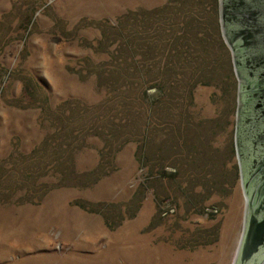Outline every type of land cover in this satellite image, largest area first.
<instances>
[{
	"label": "rangeland",
	"instance_id": "1",
	"mask_svg": "<svg viewBox=\"0 0 264 264\" xmlns=\"http://www.w3.org/2000/svg\"><path fill=\"white\" fill-rule=\"evenodd\" d=\"M192 3L0 0V264H235L247 210L239 77L233 97L214 62L181 106L179 63L159 73L158 9L183 31ZM163 152L179 179L151 163ZM186 176L196 186L180 195ZM167 202L177 211L164 216Z\"/></svg>",
	"mask_w": 264,
	"mask_h": 264
},
{
	"label": "water",
	"instance_id": "2",
	"mask_svg": "<svg viewBox=\"0 0 264 264\" xmlns=\"http://www.w3.org/2000/svg\"><path fill=\"white\" fill-rule=\"evenodd\" d=\"M224 37L240 78L236 146L247 195L246 222L235 264H252L264 247V205L255 214V192L264 180V0H220ZM258 173V174H257ZM261 262L260 264H262ZM259 264V263H258Z\"/></svg>",
	"mask_w": 264,
	"mask_h": 264
},
{
	"label": "trees",
	"instance_id": "3",
	"mask_svg": "<svg viewBox=\"0 0 264 264\" xmlns=\"http://www.w3.org/2000/svg\"><path fill=\"white\" fill-rule=\"evenodd\" d=\"M203 1L207 3L206 7L204 8L202 7ZM192 4H193L192 7H194V9L189 14L190 16L185 17L186 21H189V23L188 24L186 23V28L183 31H181V29L179 28H178L179 30H177V27L175 26L176 24L173 25L169 17L161 18V14L166 15V11H165L166 8H164L165 9L164 10L163 7H160L158 9V12L160 13L159 20L156 21L157 23H153L155 28L161 29V26H162L164 27V31L166 32L163 35L164 37L162 38L160 37L159 41H157L158 42L157 49L159 52L158 57L162 58L163 60L162 67H159V64H156L157 69L158 67L159 69L162 68V70H159V73L163 75H167L170 73L167 70H173V68L172 69L170 68L171 65L169 63L170 62L179 63L178 66H180V69L176 73L173 72L175 73V81L173 82V86H172L173 93H174L172 102H174L175 104L176 102L178 104L180 102L181 106L182 104H184L185 106L191 105V99L193 98V94L196 91L197 85L202 82V79L208 80L207 78V76L209 75L208 73L211 72L212 69L215 70L216 67L217 69L220 68L219 66L224 68L223 70H227L226 78H228V81L225 83V86H224L225 91L228 90L229 82H231V86L229 87V89L231 93H233V97H234L235 89H236V79L234 78V73H233V69L235 71L234 55H233L234 53H232L233 51L230 49L229 45L227 44L226 39L223 34L222 23H221L220 0H219V3L217 2V0H207V1L206 0H193ZM169 10L171 9L169 8ZM149 11L150 9L145 10V15L150 16ZM153 16L158 18L156 16V12ZM219 24H220L221 31H219ZM211 30L213 31L214 35L211 34L210 32ZM166 47H168V49L165 53V51L161 49L162 48L165 49ZM219 49H221L222 53L218 51ZM163 51L164 53L161 54ZM229 52L231 53L229 54ZM221 57L222 59L224 57V60H225V61H222V63H221V60H222ZM173 58L175 61L173 60ZM193 62H195V64ZM214 62L217 64L219 63V66H217V64H215ZM155 71H158V70L155 69ZM173 78H174V74H173ZM162 81L166 82L165 79H163ZM203 82L202 84L206 85V83H203ZM149 88L151 89L156 88L155 92L158 91L157 84L155 83H152V86ZM145 96L147 97V93H145ZM188 102L190 104H188ZM235 133H236V130H235ZM167 155H168V152H163L161 153V155L159 156L157 155L156 157L157 162L151 161V163H155V164L158 163L157 168L159 169V174H162L163 179H166L169 182H172V181L177 180V178L178 179L180 178L179 176L180 173L178 172L177 159L176 161H174V159L170 160ZM183 155H182V158H183ZM166 158L168 159L166 160ZM189 163L190 161L184 162V164H189ZM168 167H171L172 169L169 170ZM186 170H188V168L185 169V171ZM219 172H221V168ZM206 173L208 177V172ZM185 174L187 173L185 172ZM214 176L212 175V177ZM186 177H187L186 180L189 183H187L188 186H186L185 189L183 188L182 182L180 183L179 191H178L180 195H182L183 193L185 194V191L187 192L190 186L191 187L196 186L195 177L193 179L189 178V176H186ZM224 178H227V175L226 176L217 175L216 179L217 180L221 179L220 181H222ZM197 182H199V180ZM210 184L213 185L215 189L221 188L223 186V183H217L216 180L213 183L205 182L203 184L205 186L203 191L205 190V192H207L211 190L209 189V186H208ZM188 191H191V190H188ZM188 202L190 203V201ZM163 204H166V206H164ZM161 207H162L164 216L169 213H175L177 211L176 206L168 202L162 203ZM205 209H206L205 211L206 214L208 216L211 215V218H213L220 211L219 207L216 205H210L206 207ZM191 235L192 233L189 235L188 239L192 238Z\"/></svg>",
	"mask_w": 264,
	"mask_h": 264
},
{
	"label": "flooded vegetation",
	"instance_id": "4",
	"mask_svg": "<svg viewBox=\"0 0 264 264\" xmlns=\"http://www.w3.org/2000/svg\"><path fill=\"white\" fill-rule=\"evenodd\" d=\"M235 71H236V68H235ZM236 74H237V71H236ZM238 77V75H237ZM239 81H240V78H239ZM241 82V81H240ZM240 82H239V87H240ZM238 118V117H237ZM236 127H237V119H236ZM235 143H236V140H235ZM236 150H237V146H236ZM238 154V152H237ZM239 162V161H238ZM239 168H240V171H241V166H240V162H239ZM264 170V165L262 166V168L260 169L259 172H262ZM241 174V178H242V172H240ZM258 174V173H257ZM243 181V180H242ZM254 181L253 183V187L252 189L254 188L255 192H260V193H263L264 195V180L262 182H260V184L258 186H256V182H257V179L255 177H252L251 178V185H252V182ZM254 204H255V214L257 213H260V210L261 208L263 207L264 205V196H262L261 199H255L254 201ZM245 219H246V216H245ZM244 229H245V226H244ZM244 229H243V233H244ZM242 241V239H241ZM240 241V243H241ZM240 246V244H239ZM235 262H236V259H235ZM261 262H263L262 264H264V247L262 248V250L253 258L252 260V264H260Z\"/></svg>",
	"mask_w": 264,
	"mask_h": 264
}]
</instances>
